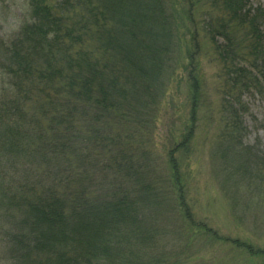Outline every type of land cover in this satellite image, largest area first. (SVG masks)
I'll list each match as a JSON object with an SVG mask.
<instances>
[{"label":"trees","instance_id":"obj_1","mask_svg":"<svg viewBox=\"0 0 264 264\" xmlns=\"http://www.w3.org/2000/svg\"><path fill=\"white\" fill-rule=\"evenodd\" d=\"M10 1L23 18L0 36V123L6 129L0 142L11 149L13 160V152L23 147L34 152L35 161L29 160L22 176L12 165L1 175L10 216L0 226V245L9 253L5 261L182 264L185 250L162 249V254L142 257L125 240L146 211L156 212L165 202L163 195L182 218L175 231L231 241L247 258L264 256L262 246L229 240L196 220L180 164L193 150L203 99L198 61L209 49L219 65L221 96L214 155L228 184L247 171L245 155L254 157L253 173L264 186L263 151L244 143L245 94L264 84V7L254 0ZM172 21L185 31L189 118L165 149L167 171L155 175L152 162L161 153L151 131L162 94L154 95L151 81L170 58L172 36L177 38ZM93 144L107 147L110 156L98 155ZM71 152L77 164L66 166ZM91 155L102 157L115 180L127 182L99 194L86 169ZM140 234L134 236L141 246L153 245L152 236Z\"/></svg>","mask_w":264,"mask_h":264},{"label":"rangeland","instance_id":"obj_2","mask_svg":"<svg viewBox=\"0 0 264 264\" xmlns=\"http://www.w3.org/2000/svg\"><path fill=\"white\" fill-rule=\"evenodd\" d=\"M17 1L19 2V0ZM254 2L264 7V0H254ZM19 10V6L15 2L0 0V36L10 34L18 20L23 18ZM177 22L181 21L177 19ZM177 22L172 21L171 23L172 27L173 25L177 27V38L172 36L173 45L170 58L168 61L163 60L161 74L157 80L151 81L154 95L156 93L159 97L162 94L160 96L161 109L160 112H158L159 110L156 112L154 132L151 131L154 141L157 145L159 144L156 153H161L152 162L155 170L152 167L151 172L155 175L157 171L158 175L163 174V170L167 171L165 149L170 145L172 139L179 137L186 119L189 118L188 98L191 82L188 73L183 68L185 31L183 27L178 26ZM132 41L134 45L135 39ZM178 45L181 46L178 47ZM207 52L208 54L203 51L198 61L203 99L196 122L193 150L185 160L184 158L180 160V164H183L185 169L183 172L190 205L196 220L206 221L216 230L217 234L230 238L229 240L241 239L264 248V186L253 173L256 167L254 157L251 159L250 156L245 155L249 159L247 171L236 173V180H231L228 184L226 175L221 172L219 159L214 155L217 139H215V135L217 129L220 128L219 65L210 56L209 49ZM244 100L248 108L244 115V124L247 128L244 143L249 146L256 145L255 147L261 148L264 154V84L246 93ZM152 114L153 110L149 111L150 117ZM3 125V122L0 123V133L5 129V125ZM4 133H6V129ZM0 138H2L1 135ZM3 143V141L0 142V179L2 173L11 172L9 169L11 165L14 168L11 169L14 172L17 169V173L22 176L28 165L25 169L24 166L30 162L29 160L35 158L34 152L27 153L23 147L19 148L21 151L18 149L16 150L18 153L13 152L15 157L13 160L11 149H7ZM93 148V151L97 154L100 152L102 157L110 156L107 147L103 148L93 144ZM93 157L86 164V169L92 181L97 184L95 190L100 189L99 194H104L108 188L115 190L117 186L127 182L128 179L115 180L109 169L103 167L102 157L101 159ZM65 163L66 166L77 164L74 152L70 153V157L66 158L63 164ZM20 168L24 172L19 170ZM27 180L32 181L33 179L29 175ZM236 181L237 183H235ZM1 182L2 180L0 181V226L1 220H10V216L6 217L7 214H5L9 208L8 193H4L6 197L2 199ZM36 189L39 192L42 190L41 187ZM162 197L165 202L156 208V212L153 210L152 213L153 208L146 211L138 220L136 228H131L134 231L125 237L127 245L133 247L136 254L139 253L142 257H146L155 253L162 254L164 252L162 249L185 250L186 260L182 259V264H264L263 255L247 258L244 250L241 251V249L231 246V241H218L204 234L187 236L188 233L181 234V230L177 231L176 229L175 231L174 228L177 225L183 224L182 218L177 213H173L170 207L172 203L166 202V200L169 201V196L163 195ZM167 210H170L172 215H168ZM129 231L124 232L126 234ZM136 232H141L144 236H152L156 241L155 245L152 241L153 245L151 244V246H141L138 237L134 236ZM158 246L163 248H157ZM8 255V250L0 245V264H11L5 261Z\"/></svg>","mask_w":264,"mask_h":264}]
</instances>
